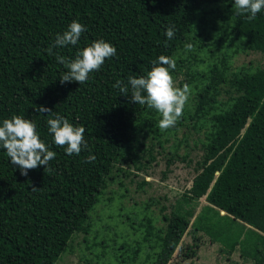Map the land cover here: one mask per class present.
<instances>
[{"label":"trees","instance_id":"obj_1","mask_svg":"<svg viewBox=\"0 0 264 264\" xmlns=\"http://www.w3.org/2000/svg\"><path fill=\"white\" fill-rule=\"evenodd\" d=\"M213 2L221 1L0 0V125L14 115L31 119L49 150L57 153L46 169L39 166L23 176L0 148V264H58L74 248L77 233L90 231V212L114 168L125 163L142 168L155 159L154 148L146 150L142 138L164 146L183 126L190 127L188 120L194 121L191 127L205 128L192 186L163 215V229L144 211L139 224L132 225L156 236L158 250L148 259L140 257L139 246L129 252V243L115 250L127 263L168 264L191 224L195 203L205 196L208 203L196 216L197 229L207 230L214 243L229 241L232 250L239 245L254 264H264V68L231 72L226 55L208 70L191 68L204 61L195 51L192 32L205 22L210 12L204 7ZM229 7L225 18L239 43L236 51L264 53V10L249 20L248 13L238 14L234 0ZM73 20L86 27L78 44L54 46L57 34ZM172 26L175 34L168 40L165 33ZM98 39L110 42L117 54L84 84L61 83L68 70L57 55L74 59ZM186 44H193L192 49ZM199 48L214 56L212 47ZM160 55L176 60L170 70L174 81L190 63L186 81L199 88L195 109L185 107L177 124L163 131L155 109L131 102L130 85L129 96L113 87L118 80L127 84L130 76L146 75ZM224 84L229 88L224 90ZM224 91L228 97L220 99ZM39 106L53 112L40 113ZM56 113L85 127L87 148L79 155H67L66 146L54 143L47 120ZM178 142L181 146L183 140ZM170 153L169 164L175 160L171 148ZM183 159L192 162L189 156ZM222 226L234 232L225 234ZM108 241L117 244V239ZM196 252L188 245L184 256Z\"/></svg>","mask_w":264,"mask_h":264},{"label":"rangeland","instance_id":"obj_2","mask_svg":"<svg viewBox=\"0 0 264 264\" xmlns=\"http://www.w3.org/2000/svg\"><path fill=\"white\" fill-rule=\"evenodd\" d=\"M220 1L204 7L205 11L210 13L205 16V22H202L199 30L192 32L197 46L195 51L199 59L204 58V61L199 62L198 67L193 63H186L182 67L183 72L181 71L175 80L178 87L181 82L189 84L186 81V72L190 65L193 70H208V65L221 62L223 55H226L231 72H237L240 68L251 72L264 68L263 52L239 53L236 51V44L239 43H235L237 40L231 27L232 22L225 18L229 14L231 0ZM201 45L203 48L212 47L214 56H210V51L201 53L199 48ZM195 85L196 82L189 85L191 94L185 105L187 109H195L198 98L196 93L199 90ZM223 87L224 90L229 88L226 84ZM227 97L224 91L220 99H227ZM187 123L190 127L183 126L177 134L171 135L172 140L164 146L152 145L148 139L142 138L147 144L145 149L154 148L155 155V159L147 162L142 168L128 166L127 163L119 164L117 167H122L119 170L114 168L111 176L113 178H109L106 188L99 195V202L90 212L88 218L90 231L77 233L73 241L74 248L65 253L58 264H131L127 263L128 261H122L121 253L115 250L125 243H129V252L139 246L138 253L143 259H148L149 253L155 254L159 247L158 238L153 235L146 236L145 230H141V227L132 228V225L139 224V219L144 217L146 212L155 217L156 228L163 229L165 223L163 215L170 213L177 200L192 186L197 174L196 161L203 154L201 145L205 128L203 130L199 126L191 127L194 123L191 120ZM178 139L183 140L181 146ZM170 148L173 149L175 160L169 164ZM187 156L192 159L191 163L188 159H183ZM207 203L205 196L195 203V214L192 216L191 224L168 264H254L250 254H243L239 245L232 250L229 241L218 240L214 243L207 230L197 229L196 216ZM150 206V210L145 211ZM221 229L225 231V234L234 232V230L224 229L223 226ZM110 239H117V244L108 241ZM106 243L112 246L105 247ZM87 245L90 246L89 249L86 248ZM188 245H194L197 251L194 257L184 256Z\"/></svg>","mask_w":264,"mask_h":264},{"label":"clouds","instance_id":"obj_3","mask_svg":"<svg viewBox=\"0 0 264 264\" xmlns=\"http://www.w3.org/2000/svg\"><path fill=\"white\" fill-rule=\"evenodd\" d=\"M238 14L248 13V19L253 20L257 14L264 10V0H234ZM86 31L85 25L73 20L63 34H57L54 46L77 45L81 34ZM175 34L174 26L168 27L165 33L168 40ZM187 50L192 49L191 44L185 45ZM117 54L115 46L103 39L95 40L91 45L84 47L76 53L74 59H66L57 55V62L63 64L68 70L61 77V83L76 81L80 85L89 79V74L99 71L106 59ZM153 67L146 75L128 78L127 84L118 80L113 87L118 88L124 96H129L131 86V102L146 105L155 109L161 116L159 128L167 130L174 127L183 115V110L191 94L188 84L178 87L174 81L172 71L176 68V60L170 56L160 55L152 61ZM36 111L52 113L50 108L39 106ZM48 130L54 137L57 146L65 147L67 155H79L82 148H87L84 139L85 127L74 126L68 119L55 114V118L47 120ZM0 148L6 150L12 164L17 165L20 174L28 175V171L39 166L48 167L57 153L49 150L45 141L37 132V125L31 119L14 115L4 119L0 125ZM95 157L89 155L88 162ZM32 190H36L35 187Z\"/></svg>","mask_w":264,"mask_h":264},{"label":"water","instance_id":"obj_4","mask_svg":"<svg viewBox=\"0 0 264 264\" xmlns=\"http://www.w3.org/2000/svg\"><path fill=\"white\" fill-rule=\"evenodd\" d=\"M225 212V211H224Z\"/></svg>","mask_w":264,"mask_h":264}]
</instances>
